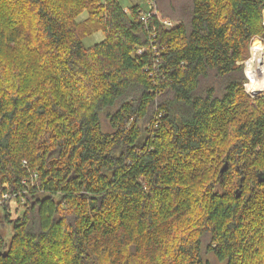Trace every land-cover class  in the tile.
Segmentation results:
<instances>
[{"label":"trees","instance_id":"trees-1","mask_svg":"<svg viewBox=\"0 0 264 264\" xmlns=\"http://www.w3.org/2000/svg\"><path fill=\"white\" fill-rule=\"evenodd\" d=\"M143 1L0 0V264H264V0Z\"/></svg>","mask_w":264,"mask_h":264},{"label":"rangeland","instance_id":"rangeland-1","mask_svg":"<svg viewBox=\"0 0 264 264\" xmlns=\"http://www.w3.org/2000/svg\"><path fill=\"white\" fill-rule=\"evenodd\" d=\"M119 2L122 4V6H124V7H127L129 4H131L132 2H138V3H141L142 5V7L144 8V9H147V7H148V4H149V2L148 3H146V2H144L143 0H119ZM152 3H154V2H152ZM86 16V12L84 11V12H82V14L78 17V20L79 19H82V18H84ZM159 17L161 18V20L162 19H169V18H166V17H163L161 14L159 15ZM169 20H171V19H169ZM171 21H173V20H171ZM103 38V33L102 32H96V33H93V35L91 34V35H88V36H86V37H84L83 38V44H84V46H90V45H92V44H94V43H96V42H98V41H100L101 39ZM255 39H257V40H255L254 42H252V41H250V45H249V55H248V57H247V59H244L243 61H242V64L244 65V61L246 62L247 60H250L251 59V57H252V52H253V49H254V47L255 48H257V49H262L263 50V52H264V44L262 43V41L261 42H259L260 40H258L259 39V37H257V38H255ZM251 53V54H250ZM245 69H246V67H245V65H244V72H245ZM249 83H250V77H249V81L247 80V84H248V88L250 87V85H249ZM261 94H264V92H262V93H260V94H258V95H261ZM250 96H256L257 94H255V95H252V94H249ZM102 125H103V128L105 129V130H107L108 129V126H107V123L108 122H106L105 121V119H104V117L102 116ZM10 204H11V211H12V215H13V217H15V216H18L19 214H20V212H21V210H22V206H20L15 200H11L10 201ZM15 210H16V212H15ZM9 231V229H7V232ZM203 258H204V263L205 264H222V262H220V261H218L211 253H209V252H206V253H204L203 254Z\"/></svg>","mask_w":264,"mask_h":264},{"label":"bare ground","instance_id":"bare-ground-1","mask_svg":"<svg viewBox=\"0 0 264 264\" xmlns=\"http://www.w3.org/2000/svg\"><path fill=\"white\" fill-rule=\"evenodd\" d=\"M246 71L250 77L249 90L253 89L252 94L264 92V52L254 47L252 57L247 60Z\"/></svg>","mask_w":264,"mask_h":264},{"label":"built area","instance_id":"built-area-1","mask_svg":"<svg viewBox=\"0 0 264 264\" xmlns=\"http://www.w3.org/2000/svg\"><path fill=\"white\" fill-rule=\"evenodd\" d=\"M148 14V13H147ZM147 14H143L142 16H141V19L142 20H144V19H146V17H147ZM160 22H161V24L164 26V27H166V28H169V27H172L173 26V24L175 23V22H173V21H171V20H169V19H160ZM255 38H257V37H253L252 39H251V41L252 42H254L256 39ZM259 40H260V38H259ZM259 42H261V41H259ZM251 54V53H250ZM246 63H247V61L245 62L244 61V65H245V67H246ZM245 76H246V78H247V80L249 81V77H248V75H247V71H246V69H245ZM247 80L244 82V89H245V91L247 92V94H251V92H253V89H251V90H249L248 89V84H247ZM10 198H12V196L8 193V192H3V193H0V203L3 201V199H10ZM12 200H14V198H12Z\"/></svg>","mask_w":264,"mask_h":264},{"label":"water","instance_id":"water-1","mask_svg":"<svg viewBox=\"0 0 264 264\" xmlns=\"http://www.w3.org/2000/svg\"><path fill=\"white\" fill-rule=\"evenodd\" d=\"M251 94H252V92H251ZM255 94H256V93H254V94H252V95H255ZM258 94H260V93H258ZM258 94H257V95H258ZM225 168H226V164H224V165L221 167V169H220V173L224 172Z\"/></svg>","mask_w":264,"mask_h":264}]
</instances>
